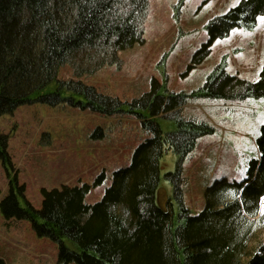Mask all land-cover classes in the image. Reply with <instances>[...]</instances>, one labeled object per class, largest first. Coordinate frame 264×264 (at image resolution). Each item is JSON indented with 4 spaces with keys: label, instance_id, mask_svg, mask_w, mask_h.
<instances>
[{
    "label": "trees",
    "instance_id": "1",
    "mask_svg": "<svg viewBox=\"0 0 264 264\" xmlns=\"http://www.w3.org/2000/svg\"><path fill=\"white\" fill-rule=\"evenodd\" d=\"M148 7L149 0H0V116L26 104L68 103L107 115H133L151 134L135 149L130 165L113 173L111 186L95 204L86 203V184L43 190V207L37 210L21 202L15 178L0 209L6 218L31 221L39 236L57 242L60 264H264V242L249 252L251 239L264 228V123L256 140L259 157L249 162L247 176L216 179L205 191L204 208L193 213L179 189L181 163L213 128L177 112L193 96L264 98V68L257 81L244 80L227 71L223 56L191 95L169 92L167 83L154 79L150 91L127 102L81 81L58 78L60 67L78 52L107 60L108 54L143 43ZM260 16L264 0H241L212 19L206 26L208 40L193 55L192 66L201 64L214 42L233 29H254ZM7 148L8 137L0 133V161L9 170ZM167 148L178 161L175 172L164 177L161 161ZM104 177L94 184H103ZM164 179L173 182L175 209L157 201Z\"/></svg>",
    "mask_w": 264,
    "mask_h": 264
},
{
    "label": "rangeland",
    "instance_id": "2",
    "mask_svg": "<svg viewBox=\"0 0 264 264\" xmlns=\"http://www.w3.org/2000/svg\"><path fill=\"white\" fill-rule=\"evenodd\" d=\"M241 0H149L142 30L143 43L115 56L81 51L59 69L60 80L81 81L97 93L122 102L140 98L156 79L169 92L193 94L227 56V71L255 82L264 68V20L254 29L235 28L218 39L211 53L192 66L195 52L208 40L207 24L227 13ZM79 69L76 68V65ZM77 72H81L78 75ZM185 120L211 125L213 132L199 137L182 161L179 189L185 205L199 213L205 191L216 179L241 181L249 162L259 157L257 137L264 123V98L225 100L190 97L177 111ZM169 128V123H164ZM0 133L8 137L11 166L0 161V202L16 178L20 200L43 207V190L90 186L87 204L101 201L113 173L130 165L135 149L151 137L133 115H107L61 103L26 104L0 116ZM178 156L164 151L162 174L175 172ZM101 175L103 184L95 185ZM173 183V182H172ZM164 179L158 203L175 209L174 186ZM261 210L264 211V199ZM264 242V228L249 243L254 252ZM57 242L41 237L31 221L6 218L0 209V260L5 264H60ZM243 261L247 257L242 258ZM74 264V263H72Z\"/></svg>",
    "mask_w": 264,
    "mask_h": 264
},
{
    "label": "snow or ice",
    "instance_id": "3",
    "mask_svg": "<svg viewBox=\"0 0 264 264\" xmlns=\"http://www.w3.org/2000/svg\"><path fill=\"white\" fill-rule=\"evenodd\" d=\"M261 20H264V17H261Z\"/></svg>",
    "mask_w": 264,
    "mask_h": 264
}]
</instances>
